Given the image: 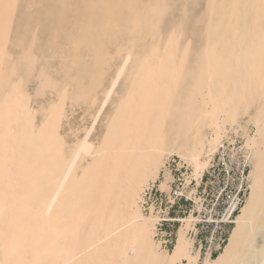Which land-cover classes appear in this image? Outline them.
<instances>
[{
    "label": "bare ground",
    "instance_id": "obj_1",
    "mask_svg": "<svg viewBox=\"0 0 264 264\" xmlns=\"http://www.w3.org/2000/svg\"><path fill=\"white\" fill-rule=\"evenodd\" d=\"M0 264H264V0H0Z\"/></svg>",
    "mask_w": 264,
    "mask_h": 264
},
{
    "label": "rangeland",
    "instance_id": "obj_2",
    "mask_svg": "<svg viewBox=\"0 0 264 264\" xmlns=\"http://www.w3.org/2000/svg\"><path fill=\"white\" fill-rule=\"evenodd\" d=\"M177 158L178 156L173 157V160L169 163V166L172 170V173L174 175V182L169 187H162L160 179H162L163 174L160 175V179L156 186L154 187L153 190L149 191V194H147L148 201L147 204H145L146 208L149 207V203L154 202L158 208L162 209V214L165 215L162 218V225L160 227V232L162 233L163 230L167 232V235L165 236L168 240V243H166L167 247L169 249L172 248L174 240H175V233H176V228L178 226L179 220L181 216L186 215L191 209L194 208V204H192V201H189L187 199H183L182 197H179L176 195L175 189L179 188L178 186L182 183V178H183V172L185 170V167H179L177 164ZM221 165H216L214 168V171H208L205 176L204 180L202 182V186L199 188V193L202 195H206L208 198V202L211 201L213 198V190H214V185L217 183H222L223 178L225 177V169L220 168ZM175 172V174H174ZM219 178V179H218ZM214 183V184H213ZM233 187H230V190L225 192L226 195H228L229 192L234 191ZM175 197V201L171 202V198ZM224 203V201L222 200ZM218 204V206L221 208L223 203ZM169 207V211L165 213L164 210H166ZM223 224V223H222ZM229 224V223H228ZM225 224L222 225V231L221 234L219 235V239H224L226 234L228 233V228L229 225ZM228 225V226H227ZM200 226V225H199ZM211 224L204 225L202 224L200 227V232H199V238H201L202 242L204 243V248L203 250L207 247L208 245V233L210 230ZM163 229V230H162ZM161 236V235H160ZM168 236V237H167ZM159 237V236H158ZM217 251H215V254Z\"/></svg>",
    "mask_w": 264,
    "mask_h": 264
}]
</instances>
